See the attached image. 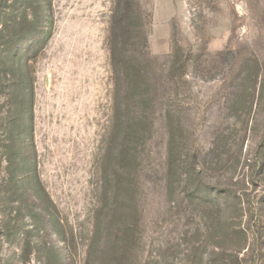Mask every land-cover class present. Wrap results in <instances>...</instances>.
I'll return each mask as SVG.
<instances>
[{
  "label": "rangeland",
  "instance_id": "rangeland-1",
  "mask_svg": "<svg viewBox=\"0 0 264 264\" xmlns=\"http://www.w3.org/2000/svg\"><path fill=\"white\" fill-rule=\"evenodd\" d=\"M0 264H264V0H0Z\"/></svg>",
  "mask_w": 264,
  "mask_h": 264
}]
</instances>
